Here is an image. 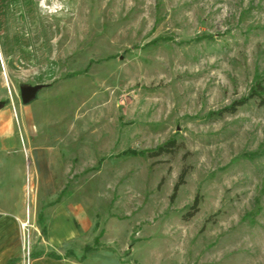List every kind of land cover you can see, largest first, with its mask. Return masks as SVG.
<instances>
[{"label":"rangeland","instance_id":"obj_1","mask_svg":"<svg viewBox=\"0 0 264 264\" xmlns=\"http://www.w3.org/2000/svg\"><path fill=\"white\" fill-rule=\"evenodd\" d=\"M14 2L0 196L28 217L0 264H264V93L217 114L264 86V0Z\"/></svg>","mask_w":264,"mask_h":264},{"label":"crops","instance_id":"obj_2","mask_svg":"<svg viewBox=\"0 0 264 264\" xmlns=\"http://www.w3.org/2000/svg\"><path fill=\"white\" fill-rule=\"evenodd\" d=\"M39 153H40V156H35V166H37V164L39 165V162L56 164L58 161L57 160V154L54 151H40ZM45 163H43V164H45ZM46 165H48V164H46ZM20 202L18 200L14 203L15 204V209H14V208L9 207V202H7V200L4 197L0 196V251L1 252H4V250L6 252V249H4V245L6 244V242L9 241V240H7V238L11 237L13 235L11 228H13V226H14L15 217H19L22 219H25L26 217H28V215H27L28 212H26V209L23 207V201H22V203H20ZM71 231L72 230L70 228L66 229L63 236L65 238H70L71 233H72ZM48 253H47V255H48ZM10 258H12V257H10Z\"/></svg>","mask_w":264,"mask_h":264},{"label":"trees","instance_id":"obj_3","mask_svg":"<svg viewBox=\"0 0 264 264\" xmlns=\"http://www.w3.org/2000/svg\"><path fill=\"white\" fill-rule=\"evenodd\" d=\"M11 1H13V4L16 2V1L14 2V0H11ZM263 93H264V86L259 84L258 87L254 88V90L248 96L234 100L230 105L224 107L220 111H217V114H224L225 112H230V113L236 112L237 109L240 106L246 104L249 101V99L254 98V97H261ZM261 100L264 102V98H261ZM174 145H175L174 139L166 141L165 143L159 145L156 149L151 150L149 154L151 156H157V155H160L166 152H170V150L173 148ZM186 174H187V169L184 168L180 174L178 182L175 184L174 193L172 197L175 196L176 191L178 190L179 186L184 182ZM197 204H198V201L195 200L192 207L196 209L198 206ZM40 255H41L40 252L33 253V257H39ZM48 256L53 257V258H60V255L56 254L54 251L49 252ZM17 261H18V257H12L8 260L7 264H16Z\"/></svg>","mask_w":264,"mask_h":264},{"label":"water","instance_id":"obj_4","mask_svg":"<svg viewBox=\"0 0 264 264\" xmlns=\"http://www.w3.org/2000/svg\"><path fill=\"white\" fill-rule=\"evenodd\" d=\"M46 86L43 83H38V84H22L20 86V93L22 97V101L24 104H29L33 102L39 93V91ZM4 106L3 103L0 102V108Z\"/></svg>","mask_w":264,"mask_h":264},{"label":"bare ground","instance_id":"obj_5","mask_svg":"<svg viewBox=\"0 0 264 264\" xmlns=\"http://www.w3.org/2000/svg\"><path fill=\"white\" fill-rule=\"evenodd\" d=\"M28 154V153H27Z\"/></svg>","mask_w":264,"mask_h":264}]
</instances>
